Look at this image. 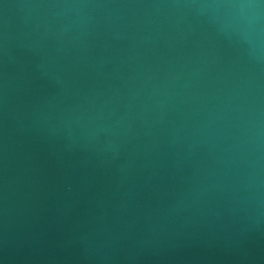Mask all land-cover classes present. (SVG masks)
Instances as JSON below:
<instances>
[{
    "label": "water",
    "instance_id": "water-1",
    "mask_svg": "<svg viewBox=\"0 0 264 264\" xmlns=\"http://www.w3.org/2000/svg\"><path fill=\"white\" fill-rule=\"evenodd\" d=\"M0 264H264V0H0Z\"/></svg>",
    "mask_w": 264,
    "mask_h": 264
}]
</instances>
